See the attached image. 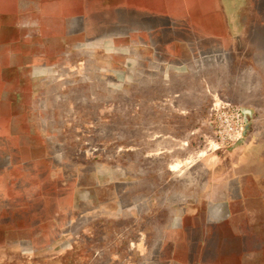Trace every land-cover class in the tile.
Instances as JSON below:
<instances>
[{"label": "rangeland", "instance_id": "rangeland-1", "mask_svg": "<svg viewBox=\"0 0 264 264\" xmlns=\"http://www.w3.org/2000/svg\"><path fill=\"white\" fill-rule=\"evenodd\" d=\"M231 1L233 26L223 0H0V264H264V0Z\"/></svg>", "mask_w": 264, "mask_h": 264}, {"label": "crops", "instance_id": "crops-1", "mask_svg": "<svg viewBox=\"0 0 264 264\" xmlns=\"http://www.w3.org/2000/svg\"><path fill=\"white\" fill-rule=\"evenodd\" d=\"M26 1H29V0H26ZM223 3H224V7H225L226 20L229 22L230 25L233 26L234 16H235V11L232 8L233 1H231V0H223ZM40 9H41V11L42 10L43 11H47L48 10V6L42 5L40 7ZM17 28H18V30H20V27H17ZM23 28L24 27H21L22 30H23ZM48 29L51 30V28L49 27V24L44 23L40 28H38L35 31L34 30L22 31L21 32V36H23V38H25V40L29 39L30 41H37L36 44L27 43V45L30 46V48L35 50V49H37V47H40L41 42H42V45H43V42H45V39L48 41V44H50V45L52 43H54V40L52 38L53 35H51V33L49 34ZM231 35L234 36V32H232V29H231ZM47 37L52 38V39L48 40ZM19 42H21L20 39H19ZM51 48H52V46H51ZM53 48L55 50H57V48H55V47H53ZM64 48L66 50H71L68 44L66 45V47L64 46ZM39 49L43 50V51H48V50H50V47L49 48L48 47L45 48V45H44L43 47H40ZM42 58H45V57H42ZM43 60H45V59H43ZM158 100L159 99H153L151 104L153 103V106L156 105ZM161 100H164V98H162ZM191 112H194V111L192 109L189 110V111H186V109H179V108L176 109V114H178V115L191 113ZM194 130H195V127H194ZM147 132H148V136L151 137L150 139H147V146L150 147V145H151L152 148H154V146L158 147L161 144L164 145L163 143H164V140H166L165 138L166 137H170V136H168L166 134V127L164 125L155 126L153 124H151V125L149 124L147 126ZM170 138L173 141L177 142V143L178 142L179 143L184 142L183 141V136H182V133H181L180 129H177L175 131V134H173Z\"/></svg>", "mask_w": 264, "mask_h": 264}, {"label": "built area", "instance_id": "built-area-1", "mask_svg": "<svg viewBox=\"0 0 264 264\" xmlns=\"http://www.w3.org/2000/svg\"><path fill=\"white\" fill-rule=\"evenodd\" d=\"M221 111L229 113L232 121L228 122L226 119L216 116L218 122L214 125V134L219 143L230 146L236 143L243 133H245V129L247 128V123H245L244 119L245 112L239 111L238 108L231 105H225ZM222 115L225 114H220V116Z\"/></svg>", "mask_w": 264, "mask_h": 264}]
</instances>
